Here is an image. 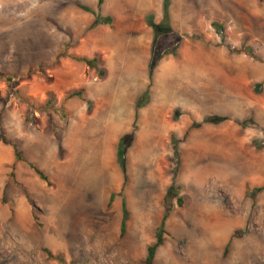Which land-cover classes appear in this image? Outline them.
Instances as JSON below:
<instances>
[{
	"label": "rangeland",
	"instance_id": "rangeland-1",
	"mask_svg": "<svg viewBox=\"0 0 264 264\" xmlns=\"http://www.w3.org/2000/svg\"><path fill=\"white\" fill-rule=\"evenodd\" d=\"M169 14L174 34L159 45L180 41L178 57L161 59L135 118L150 83L147 17L162 21L163 0H0V133L23 156L14 165L13 147L0 141V264H145L173 180L172 135L184 201H173L154 264H264V191L255 190L264 186V0H170ZM191 45L223 47L233 69L240 60L241 101L227 85L210 100L191 97L193 108L188 96L175 103L188 94L176 76L162 98L163 68L195 59ZM211 115L227 119L203 123ZM133 131L125 182L117 144Z\"/></svg>",
	"mask_w": 264,
	"mask_h": 264
},
{
	"label": "trees",
	"instance_id": "trees-1",
	"mask_svg": "<svg viewBox=\"0 0 264 264\" xmlns=\"http://www.w3.org/2000/svg\"><path fill=\"white\" fill-rule=\"evenodd\" d=\"M103 1L104 0H98L99 5H101L103 3ZM78 6L85 11L91 10L87 6H83V5H78ZM169 7H170V0H163V18L159 24H157L153 21V19H152L153 16L147 17V22L152 27L153 34H154L153 43H152V50H151V57H150L149 64H148V76H149L150 83L147 86V89L143 93H141L140 96L136 100L135 118H137V116H138V110L140 108L144 107L149 101V96H150L149 90H150V86L152 84L153 74H154V71H155L156 67L158 66L159 62L161 61V59H163L167 55H172L173 57H178V48H179L180 41L175 46H172L171 49L170 48L165 49L159 45L161 35L165 36V35H169V34H174V30L170 24ZM110 20H111V17H106V18H100L99 17L97 19V23H102L104 21L109 22ZM231 50L233 52L240 53L244 50V48L243 47H241L240 49L231 48ZM74 59L78 62H83V63L87 64L88 66H93V62L95 61V58L89 59L87 57H74ZM7 81L11 82L12 78L8 77ZM75 94L80 95V93H75ZM24 100L27 102L28 105L31 106V103L27 97H24ZM88 102H90V101H88ZM226 119H227L226 117L211 115V116L205 117L203 119V123H218V122H222ZM134 136H135L134 131L132 133L125 134L119 139L118 144H117L116 160H117V163L120 167V170L124 176L125 182L127 180V176H126V152H127V149L131 146V144L134 140ZM0 141H2L5 144H9L13 147L14 157H15L14 165L17 162L23 160L22 151L19 149V144L16 140H10V139L6 138L4 136V134L0 133ZM171 142H172V146H173L174 157L176 159V165H175L174 170L172 171L173 180H172V183L167 188L166 195L164 197L165 211H164V214L162 216L160 223L158 224V226L155 229V241L147 247L145 264H154L156 251L164 243L165 234H166L165 224H166L167 219L171 215L173 201L177 200V203L180 206L183 205V201H184V197L181 195V187L176 183V177H177L179 165H180V152H179V148H178V140L172 135L171 136ZM59 150H60V152H62L61 146L59 147ZM30 166H31V168H33L35 170V172L40 176L41 179L49 182V178L44 173V171H42L39 167H37L33 163H30ZM255 190L257 192H262V191H264V186L257 187V188H255ZM120 194H122V193H120ZM114 197H115V194H112L110 197L109 205L112 203ZM122 213H123V217H122V223H121V235H124L126 232V224H127L128 219H129V211L127 209V205H126L125 200H123V202H122ZM239 233H240L239 231H236L233 234V236H236ZM45 251L49 255H51V253L48 250H45ZM227 251H228V245L226 246L225 253ZM57 258H59V261L62 262L63 264H73L72 262L66 263V261L61 257H57Z\"/></svg>",
	"mask_w": 264,
	"mask_h": 264
},
{
	"label": "crops",
	"instance_id": "crops-1",
	"mask_svg": "<svg viewBox=\"0 0 264 264\" xmlns=\"http://www.w3.org/2000/svg\"><path fill=\"white\" fill-rule=\"evenodd\" d=\"M149 4H151L152 6L153 2L152 3L150 2ZM260 10L261 8L259 6H256V4H254L253 7H251L250 9L251 16L255 17V19L256 17L261 18L260 16L262 14V11ZM246 23H247V19L245 18L243 22L244 25H242L243 29H246L245 26ZM232 44L234 45L237 44V41L236 40L232 41ZM190 48L192 49V52H194L196 55L195 59L188 58L189 60L186 61L184 66L181 68L178 67H174L172 69L163 68V72H162L163 74L161 75V77L159 76L162 98L164 100L165 99L169 100L168 95L173 91L171 90L172 89L171 87L173 84L172 82H174V76H176L179 80V84L181 85V87H183L188 91V94L181 96L177 102L174 101L175 103L182 102L184 100L183 97L188 96L189 98L185 99L186 105H189L193 108L192 98L199 97V99H203L204 101L210 100L209 98V95L211 93L210 91L214 89L225 88L227 85H232V87H236L235 89L237 90V95L239 96V100L241 101V98L244 97L243 89H244L245 79L247 78L248 73L243 64L242 66L239 65L240 60L232 59L234 60V62L237 63L235 69H233L230 64L231 59L229 57V54L223 47L213 46L210 48H204V47H199L198 45L196 46L191 45ZM163 79L164 82L162 81ZM141 88L142 86L140 85L137 89H135V91ZM198 89L203 90L201 96L197 93ZM162 90L164 96L162 95ZM191 101L192 103H190ZM119 130H121V127L118 129V131ZM111 147H112V142H111Z\"/></svg>",
	"mask_w": 264,
	"mask_h": 264
},
{
	"label": "bare ground",
	"instance_id": "bare-ground-1",
	"mask_svg": "<svg viewBox=\"0 0 264 264\" xmlns=\"http://www.w3.org/2000/svg\"><path fill=\"white\" fill-rule=\"evenodd\" d=\"M129 68H130V67H129ZM105 142H106V141H105ZM108 145H109V144H108ZM108 145H107V146H108ZM101 147H102V146H101ZM102 148H103V147H102ZM107 150H108V149H107ZM107 154H108V153H107ZM102 155H103V154H102ZM105 155H106V154H105ZM109 157H110V156H109ZM102 158H104V155H103ZM105 159H106V158H105ZM103 162H105V161H103ZM105 166H106V165H105Z\"/></svg>",
	"mask_w": 264,
	"mask_h": 264
}]
</instances>
